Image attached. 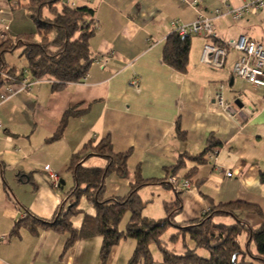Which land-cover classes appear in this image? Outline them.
Segmentation results:
<instances>
[{
    "label": "crops",
    "instance_id": "0c3cea01",
    "mask_svg": "<svg viewBox=\"0 0 264 264\" xmlns=\"http://www.w3.org/2000/svg\"><path fill=\"white\" fill-rule=\"evenodd\" d=\"M186 1L69 0L95 9L97 28L90 47L96 59L87 78L70 82L59 91L52 89L53 80H41L30 90L0 100V236H7L0 242V264H103L99 237L79 240L66 250V232L42 227L33 232L26 226L18 234L11 235V231L29 212L46 220L64 212L69 207L67 194L54 187L44 166L50 165L63 182L62 188L66 184L63 171L70 172L73 155L108 135L116 153L131 150L130 172L140 169L145 179L162 180L175 169L178 176L190 178L193 188L179 194L183 207L175 216L177 224L197 220L214 206L238 201L264 210V182L260 180L264 172V88L234 74L241 55L235 48H229L221 69L202 63L203 47L209 39L200 35L191 37L185 73L164 61L171 21L189 23L197 18V11ZM242 3L203 0L201 10L213 17L212 42L247 35L264 44V10L239 20L231 15L215 16L218 8ZM0 9L4 11L0 13L1 51L15 41L12 24L18 10H13L11 0H0ZM22 15L28 17L25 12ZM5 23L8 30H3ZM9 52L4 54L5 60ZM134 79L137 86L132 84ZM221 85L226 108L215 101ZM65 118L63 135L50 140ZM178 124L185 137L178 136ZM210 137L221 143L215 147V157H208L210 151L204 163L190 159L205 150ZM91 156L83 160L85 166ZM227 171L232 175L227 176ZM110 179L106 186L111 191L106 197L129 193V180L116 174ZM147 193L157 203L156 213L146 207L143 211L150 218L165 217V203L177 197L174 189L162 183L144 186L140 190L143 200ZM242 216L252 226L261 224L255 213ZM173 228V234L177 233ZM165 241L172 244L170 238ZM120 256L117 245L106 264H127L130 258Z\"/></svg>",
    "mask_w": 264,
    "mask_h": 264
},
{
    "label": "trees",
    "instance_id": "16d2710c",
    "mask_svg": "<svg viewBox=\"0 0 264 264\" xmlns=\"http://www.w3.org/2000/svg\"><path fill=\"white\" fill-rule=\"evenodd\" d=\"M13 10H28L35 24V32L40 41H27L18 38L10 45H4L0 51V86L12 83L23 75L22 70L9 64L4 54L7 51L22 49L21 56H26L32 76L37 79L53 80L52 89L59 91L70 82H79L88 74L96 57L92 55L90 40L96 33L95 9L88 5H76L69 0H11ZM28 36V35H27ZM192 35L179 36L171 32L163 52L164 61L185 73L188 69ZM219 43V42H215ZM11 77L7 79L3 77ZM66 118L63 124L50 138L59 139L64 132ZM179 137H185L180 125H177ZM220 141L210 137L205 150L198 155H190V159L200 163L205 162V156ZM96 155L106 158L105 166H85L83 160ZM131 150L116 153L110 135L96 144L89 142L79 153L73 155L68 171L74 177V186L66 193L69 207L51 220L40 218L29 212L20 219L11 231V235L19 233L21 227H29L33 232L37 228H47L58 232H66L69 237L65 249H70L77 241L102 238L100 256L103 264L110 258L113 248L123 238L136 241L134 252L127 264H155L151 244H157L163 261L167 264H264V210L258 205L248 202H232L214 206L201 218L187 224L175 223V216L182 210L183 203L180 191L172 202L165 203L167 215L163 218H150L143 214L146 202L140 195V190L149 184L162 183L173 189L168 182L171 175L178 176L174 171L168 172L165 179H145L140 169L134 173L128 168ZM180 162L176 167H179ZM3 164L0 163V169ZM111 174L129 180L130 190L124 197H106V180ZM190 180L187 176H178ZM264 182V172L260 174ZM191 181V180H190ZM192 182V181H191ZM193 183V182H192ZM61 186V185H60ZM86 196L94 207L93 213H87L79 208V201ZM83 212V222L80 227H74L72 218ZM127 212L129 221L125 230H120V224ZM246 212L257 214L261 224L252 226L242 215ZM231 216L234 221L229 223L217 217ZM176 227L177 233L170 237L174 247L169 248L163 240L164 233ZM246 234V247L239 240L241 233ZM194 245L191 247L188 241ZM179 245L176 248L175 245ZM252 244L255 251L252 250ZM200 250L206 252L202 254Z\"/></svg>",
    "mask_w": 264,
    "mask_h": 264
},
{
    "label": "built area",
    "instance_id": "2783aa9c",
    "mask_svg": "<svg viewBox=\"0 0 264 264\" xmlns=\"http://www.w3.org/2000/svg\"><path fill=\"white\" fill-rule=\"evenodd\" d=\"M186 3L197 11V18L189 23H183L180 19L172 20V32L179 36L200 35L208 38L209 41H207L203 47L201 62L216 69L224 67L229 48H235L241 55L234 64V74L256 87L264 88V44L251 39L247 35H241L238 39H226L221 43L212 42V39L215 38L213 17L205 14L201 10L200 6L203 0H187ZM262 10H264V0H243V3L239 6L226 5L225 10L216 9L215 16L227 17L231 15L234 19L239 20L249 14L257 13ZM0 13H4V11L0 9ZM8 29L9 24L5 23L3 30ZM87 76L88 74H86L83 80H85ZM3 78L12 79L11 77L5 76ZM45 79L52 80L49 78H34L29 68L26 67L23 69V75L19 80L12 83H4L0 86V100H8L19 92L30 90L36 82ZM132 84L137 86V80L134 79ZM222 88L223 85L217 90L215 101L221 107L226 108L228 105L224 101ZM216 151V148H214V150L209 153L208 157L214 158L217 153ZM44 170L50 173L54 187H60L59 176L52 172L49 164L44 166ZM226 175L231 176L232 172L227 171ZM168 182L174 190L187 191L193 188V183L190 180L181 179L175 175L169 176ZM6 240L7 236H0V242H5Z\"/></svg>",
    "mask_w": 264,
    "mask_h": 264
},
{
    "label": "rangeland",
    "instance_id": "374dc122",
    "mask_svg": "<svg viewBox=\"0 0 264 264\" xmlns=\"http://www.w3.org/2000/svg\"><path fill=\"white\" fill-rule=\"evenodd\" d=\"M23 12L28 14V17L25 19L23 18ZM30 12L28 10L25 9H19L18 10V15H17V19L16 21H14V23L12 24V31L15 33L13 35H16L14 38V42H16V40L18 39V36H20V38L24 39V37L26 38L25 40L27 41H40L41 37L38 33L35 32L36 28H35V24L32 18H30ZM28 35V36H27ZM22 53V49L18 48L12 52H9L6 55V60L8 61V63L17 66L18 68H21L26 66L28 64V60L26 58V56H21ZM85 164L87 166H104L106 165V158L101 157V156H91L89 157L86 161ZM63 174L66 176V184L63 185V187L60 188L59 190L62 191L64 193V195L66 196L65 193H67L75 184L74 182V177L72 175V173L67 172L66 170L63 171ZM113 174L109 175L107 177L106 180V185H108V183L111 182V176ZM110 185V184H109ZM114 188V186H113ZM111 191V188H109L107 190V186H106V193L105 196L107 195V192ZM116 195V194H115ZM144 201L146 202V209L148 208V211H152L153 213H156L157 211V203H155L153 201V195H149V193L146 194V198L144 199ZM68 208V205L65 207V212ZM79 208L83 209V211L87 212V213H91L93 212L94 208L92 203L87 199L86 196H82L80 198L79 201ZM83 217L84 214L83 212L77 213L76 215L73 216L72 218V222L74 227H79L82 225L83 222ZM129 217H130V212H127L120 224V230H125L127 223L129 221ZM164 217V216H163ZM162 218V217H160ZM158 219V218H156ZM222 219L224 221H228V222H232L233 220L231 218H219ZM259 225V224H258ZM176 232V229H174L173 227H171L163 236V238L165 240H169L170 236ZM99 253L101 251V245H102V238L99 237ZM101 240V241H100ZM239 240L241 242V245L243 246V248H245L246 245V234L243 232L239 235ZM189 245L192 247L194 244L189 240L188 241ZM118 246L120 247V252H121V258L122 259H126V257H128L127 259H129L135 249L136 246V241L132 238H123L120 243L118 244ZM170 248L173 247L172 244L169 245ZM252 250L255 251L254 249V245L252 246ZM151 251L155 260V264H167L163 261V257H162V253L158 247L157 244H151ZM200 252L202 254H206L205 251L200 250Z\"/></svg>",
    "mask_w": 264,
    "mask_h": 264
},
{
    "label": "water",
    "instance_id": "95a60500",
    "mask_svg": "<svg viewBox=\"0 0 264 264\" xmlns=\"http://www.w3.org/2000/svg\"><path fill=\"white\" fill-rule=\"evenodd\" d=\"M63 183V182H62ZM62 183H60V185H62Z\"/></svg>",
    "mask_w": 264,
    "mask_h": 264
}]
</instances>
